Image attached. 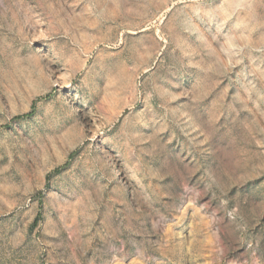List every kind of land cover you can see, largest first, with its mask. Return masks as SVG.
Segmentation results:
<instances>
[{"label":"rangeland","instance_id":"rangeland-1","mask_svg":"<svg viewBox=\"0 0 264 264\" xmlns=\"http://www.w3.org/2000/svg\"><path fill=\"white\" fill-rule=\"evenodd\" d=\"M0 264H264V0H0Z\"/></svg>","mask_w":264,"mask_h":264},{"label":"trees","instance_id":"trees-1","mask_svg":"<svg viewBox=\"0 0 264 264\" xmlns=\"http://www.w3.org/2000/svg\"><path fill=\"white\" fill-rule=\"evenodd\" d=\"M26 117H27V116L20 117L19 119H24V118H26ZM36 223H37V221L35 222V224H36ZM35 224H34V225H35Z\"/></svg>","mask_w":264,"mask_h":264}]
</instances>
